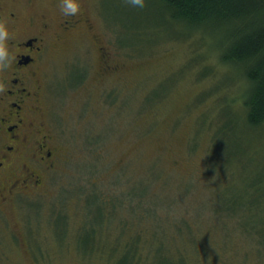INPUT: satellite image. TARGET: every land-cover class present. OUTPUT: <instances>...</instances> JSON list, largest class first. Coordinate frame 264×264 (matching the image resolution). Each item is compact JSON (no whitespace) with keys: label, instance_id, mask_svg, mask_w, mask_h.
<instances>
[{"label":"rangeland","instance_id":"rangeland-1","mask_svg":"<svg viewBox=\"0 0 264 264\" xmlns=\"http://www.w3.org/2000/svg\"><path fill=\"white\" fill-rule=\"evenodd\" d=\"M0 1L26 31L47 22L54 35L70 11L83 20L50 41L41 127L56 164L0 201V264H125L128 249L127 263L162 264L160 244L171 264H264V240L238 219L264 173V125L243 119L247 80L211 37L186 35L150 0ZM144 180L151 198H130L126 181Z\"/></svg>","mask_w":264,"mask_h":264},{"label":"flooded vegetation","instance_id":"flooded-vegetation-1","mask_svg":"<svg viewBox=\"0 0 264 264\" xmlns=\"http://www.w3.org/2000/svg\"><path fill=\"white\" fill-rule=\"evenodd\" d=\"M65 16L54 35L48 33L47 22L37 32L26 31L19 25L17 14L6 10L0 1L1 202L11 199L13 194L39 187L43 184V172L55 167L57 153L52 138L41 127L46 90L42 73L50 41L64 39L83 21L73 11Z\"/></svg>","mask_w":264,"mask_h":264},{"label":"trees","instance_id":"trees-1","mask_svg":"<svg viewBox=\"0 0 264 264\" xmlns=\"http://www.w3.org/2000/svg\"><path fill=\"white\" fill-rule=\"evenodd\" d=\"M150 1L152 7L155 6L161 16L165 17L164 15H166L171 22L178 21L182 23L183 32L186 35L192 31L201 30L205 36L211 37L214 47L216 48L217 46L219 61L233 67L234 72H240L243 78L247 80L242 101L244 108L243 119L251 127L264 125V0ZM221 129L217 130V134H214L216 140L214 144L218 148L221 144L220 136L222 134L220 131H223ZM123 167L126 166L124 165ZM263 179L264 173L253 178L250 183L252 195L246 203L238 199L240 202L238 219L241 222L247 217L250 224L249 230L254 239L264 240V227L260 225L264 222V217L258 215V210L261 209L260 202L264 200V188L261 185ZM126 182L130 198L139 197L145 200L151 198L147 194L150 192L151 185L149 183L148 185L146 181L136 189L131 183ZM91 195L93 196L87 194L86 208L96 206L98 213L92 218V221H99L102 216L101 208L99 207L102 206L103 201L96 200L101 198L99 193L94 192ZM231 197L233 198H227L221 204L219 211L227 215L236 213L234 212V207L238 204V200L234 199L235 196ZM151 202L155 203V198ZM132 207L133 209L138 208V203L135 207L133 205ZM132 207H129V211H131ZM59 211L58 218H62L63 216ZM62 219L65 222L64 218ZM228 220L232 221V219ZM160 246L163 247L162 244ZM160 246H158L156 254L157 252L159 253L160 259L163 260L162 264H171L162 256L164 247L162 249ZM130 251L131 249H128L124 252L127 259L125 264H130V262L127 263L130 258Z\"/></svg>","mask_w":264,"mask_h":264}]
</instances>
